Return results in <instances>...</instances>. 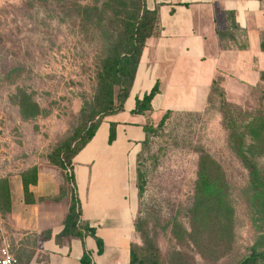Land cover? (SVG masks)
Listing matches in <instances>:
<instances>
[{"label": "rangeland", "instance_id": "1", "mask_svg": "<svg viewBox=\"0 0 264 264\" xmlns=\"http://www.w3.org/2000/svg\"><path fill=\"white\" fill-rule=\"evenodd\" d=\"M136 2L0 0V175L46 163V157L82 127L96 106L104 61ZM249 45L247 33L231 35L222 43L231 49L249 50ZM253 51H259L258 45ZM245 63L259 71L260 58L250 57ZM240 71L217 76L237 132L248 144L249 125H264V81ZM20 90L39 106L38 117H22ZM178 93L167 89L166 99L160 98L145 116L152 131L135 163L138 214L133 246L142 259L157 264H238L253 248L262 249L264 150L253 158L249 155L263 189L257 199L251 172L233 148V129L225 122L221 98L210 92L197 104L185 106L178 104ZM203 156H211L217 166L212 206H228L221 217L228 229L221 236L220 227L202 221L214 210L206 206L202 217L194 215Z\"/></svg>", "mask_w": 264, "mask_h": 264}, {"label": "crops", "instance_id": "2", "mask_svg": "<svg viewBox=\"0 0 264 264\" xmlns=\"http://www.w3.org/2000/svg\"><path fill=\"white\" fill-rule=\"evenodd\" d=\"M147 7L158 8L160 32L148 41L125 110L108 117L74 160L81 224L94 235L58 238L73 195L60 168L49 161L35 162L0 175L9 182L12 202L11 213L0 214V249L13 251L18 264H82L85 253L93 264H129L138 214L135 163L146 139L147 120L133 114L137 98L159 82L160 94L153 100V111L160 98L166 99L167 89L180 91L175 95L178 104L191 106L210 94L219 73L242 70L252 80H261L264 0H148ZM245 33L251 42L249 50L222 46L230 34ZM257 45L259 51L254 52ZM250 57L260 58L259 71L253 63L246 66L245 59ZM198 88L200 91L186 93ZM111 123L116 124L117 133L112 145ZM34 167L38 181L30 187L35 203L29 205L20 174Z\"/></svg>", "mask_w": 264, "mask_h": 264}, {"label": "trees", "instance_id": "3", "mask_svg": "<svg viewBox=\"0 0 264 264\" xmlns=\"http://www.w3.org/2000/svg\"><path fill=\"white\" fill-rule=\"evenodd\" d=\"M147 1L133 3V13L129 21H127L123 28L118 32V35L111 46L110 53L104 61L103 72L100 75L99 91L96 98V106L94 107L91 115L86 117L82 127L76 132L68 142L55 149L46 158L52 165L60 168L65 172L66 179L71 185L72 190V203L69 213L65 220V227L59 239L63 237H78L84 238L87 235H94L92 229L83 227L81 224V209L76 197V185L74 174V160L77 155L93 140L97 134L102 123L114 115L124 112L125 105L131 96L139 67L141 65L148 41L157 36L160 32V18L158 8L149 10ZM234 35L230 34L229 36ZM243 48V47H242ZM245 49V48H244ZM260 49L264 53V33L261 39ZM261 80L264 81V72L261 73ZM118 87V92H116ZM211 93L218 95L221 98L225 122L231 125L233 129L231 133V141L233 148L238 157L249 168L255 189L257 191V199L262 198L263 189L260 188L261 183L258 176L256 162L251 159L256 156L258 150H264V125L256 123L249 125L251 139L250 143H246L243 134L237 132V124H234L233 112L228 102L226 101V92L223 89L219 78H215ZM160 94V83L157 82L152 90L146 93L142 98H137L136 107L133 111L135 115L147 116L153 112V100ZM18 106L22 117L25 120H31L40 115L39 106L32 101L31 97L20 90ZM170 113V111H168ZM167 113V114H168ZM166 116L163 118L160 125L164 124ZM147 124L144 126L146 139L148 136ZM116 124H110L109 144H113L116 140ZM145 139V141H146ZM249 155L252 157L250 158ZM216 166L211 156H203L200 162L199 182L196 191V205L194 215L196 218L202 217L204 209L211 208L214 211H209L207 215L202 217V221H208L210 224H216L215 229L220 227L222 233L227 231L228 227L221 222L228 210V206L224 208H217L212 206V194L214 189V181L216 175L214 174L213 167ZM217 167V166H216ZM219 168V167H218ZM25 194L26 204H34L35 199L30 191L31 186L37 185L38 169L36 167L28 169L20 174ZM141 177V176H140ZM217 177H221L218 172ZM140 185V191L143 190ZM261 200H259L260 202ZM262 204V203H261ZM12 211L11 192L9 182L7 179H0V214L4 217ZM215 234L216 231H215ZM220 239V238H219ZM131 245V261L129 264H157L156 262L146 261L138 255V248ZM262 244V249L253 248L250 253L239 261L238 264H264V238L259 242ZM99 246L102 244L99 241ZM82 264H93V261L88 253H85Z\"/></svg>", "mask_w": 264, "mask_h": 264}, {"label": "built area", "instance_id": "4", "mask_svg": "<svg viewBox=\"0 0 264 264\" xmlns=\"http://www.w3.org/2000/svg\"><path fill=\"white\" fill-rule=\"evenodd\" d=\"M0 264H18L17 259L10 253L8 248H4L0 255Z\"/></svg>", "mask_w": 264, "mask_h": 264}, {"label": "clouds", "instance_id": "5", "mask_svg": "<svg viewBox=\"0 0 264 264\" xmlns=\"http://www.w3.org/2000/svg\"><path fill=\"white\" fill-rule=\"evenodd\" d=\"M257 3H258V0H257Z\"/></svg>", "mask_w": 264, "mask_h": 264}]
</instances>
